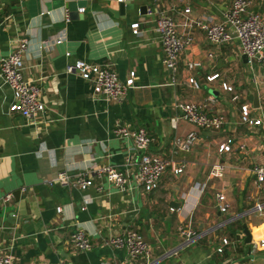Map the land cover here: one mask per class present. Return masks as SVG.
Here are the masks:
<instances>
[{
  "label": "crops",
  "instance_id": "obj_1",
  "mask_svg": "<svg viewBox=\"0 0 264 264\" xmlns=\"http://www.w3.org/2000/svg\"><path fill=\"white\" fill-rule=\"evenodd\" d=\"M232 1H160L159 9L177 22L178 33L192 39L176 68L167 70L158 33L146 16L151 0H124L130 9L123 16L114 14L120 4L116 0H0V57L21 41L26 44L23 77L39 85L45 105L35 124L9 113L12 90L0 78V196L12 195L0 203V251L13 264H145L129 261L124 250L98 245L100 237L126 230L142 235L153 264H256L257 259L264 264V248L249 255L242 234L241 242L222 256L214 253L221 238H229L218 229L229 224L239 233L245 224L252 240L255 229L257 237H264V192L252 173L255 166H264V65H248L235 35L211 45L201 31L183 26L182 18L188 7L191 19L220 22ZM250 1L248 12L264 20V0ZM68 2L82 3L78 9L84 12L77 9V18L69 17ZM134 23L139 24L136 34L130 27ZM62 32L61 44L44 48ZM76 60L110 64L121 82L134 72L133 88L119 102L95 98L88 82L65 73V66ZM192 63L199 65L189 68ZM191 78L198 89L189 85ZM182 103L203 105L208 115L223 116L225 122L218 130L199 129L182 119ZM244 105L261 125L241 123ZM117 124L144 128L154 140L149 153L168 160L155 190L121 193L104 182L98 192L97 180L86 190L44 183L61 171L75 174L104 165L133 171L126 164L130 142L113 134ZM193 131L197 140L190 151L173 153L172 142ZM228 139L231 150L219 152ZM180 167L182 172L175 174ZM216 193L226 197L227 213L219 212ZM257 204L261 212L254 210ZM180 226L214 231L177 250ZM75 231L87 234L91 250L71 247Z\"/></svg>",
  "mask_w": 264,
  "mask_h": 264
},
{
  "label": "built area",
  "instance_id": "obj_2",
  "mask_svg": "<svg viewBox=\"0 0 264 264\" xmlns=\"http://www.w3.org/2000/svg\"><path fill=\"white\" fill-rule=\"evenodd\" d=\"M122 3L124 0H116ZM161 0H151V4L146 7V16L154 24L155 31L158 33L159 43L163 52L162 64L167 70H174L177 66L180 54L186 46L191 43L190 36L180 35L177 31V22L164 11L159 9ZM250 0H233L228 10L223 13L222 21L211 22L202 18H190V8L183 10V26L186 28H195L204 34L205 39L211 45H221L231 40L235 35L238 39L241 53L246 56L249 66L264 65V20L260 14L249 13L248 8ZM79 13L84 12V8L78 9ZM66 21H69L68 16ZM133 33H137L138 23L131 24ZM65 36L58 34L54 40L43 44L44 48L57 46L61 44ZM26 44L19 42L13 50L6 56L0 57V78L12 90L13 100L8 107V112L17 114L30 124H35L37 118L45 112V105L41 100V88L34 82L27 81L23 77L24 62L23 54ZM68 58L70 53H66ZM210 57L211 54H208ZM197 63L188 64L189 68L198 66ZM66 74H75L88 82L92 88V95L95 98H101L108 102H119L125 98L127 92L133 88L134 72L129 74L125 82L118 79L116 72L110 64L96 65L82 60H76L69 63L64 68ZM217 75L207 78L213 81ZM189 85L198 89L199 84L193 79L188 80ZM222 88L227 92H232V87L222 84ZM237 96L232 100L236 101ZM181 117L184 121L203 130H218L224 124L223 116L208 115L204 106L196 103H182L178 105ZM240 120L242 124L252 126L261 125V121L250 116V109L244 105L240 108ZM114 136L119 140L130 142V149L126 164L133 166V171H121L110 165H104L91 170L68 174L61 171L55 174L44 183L48 186L59 185L63 188H77L86 190L94 186L95 180L101 182L97 191L102 192V183L106 182L121 193L131 192L135 189L151 192L155 190L166 172L169 165L168 160L159 155L149 153V147L154 141L147 131L142 127L129 128L117 124L113 130ZM197 140L196 132H189L185 137L176 139L172 142V152H189ZM232 140L228 139L222 143L218 151L229 152L232 147ZM242 149V146L239 147ZM134 156V157H131ZM182 168L174 170L175 174H180ZM255 185L257 189L264 192V166H255L252 170ZM22 191L27 188H21ZM12 199L11 194L0 196V203H7ZM217 208L220 213H227L229 204L222 193L215 194ZM263 206L257 204L254 208L256 212H261ZM174 211L173 208L170 209ZM60 211V209L58 210ZM57 211V212H58ZM208 231V230H207ZM204 233L195 232L190 226L177 229V235L181 240L177 250L187 248L192 243L199 240L202 236L214 231ZM207 232V233H206ZM241 242L239 238L231 240L221 238L220 245L215 248V255L222 256L225 251L234 244ZM69 243L71 247L78 252H88L94 244L83 231H75L71 236ZM98 245L124 250L129 261L133 262L139 259L145 260V264H153L151 250L142 235L135 230H126L122 234L100 237ZM264 248V239L252 240L248 245L249 255L256 253ZM177 254L172 251L169 254ZM231 260L222 261L220 264H231ZM0 264H13L9 254L0 251Z\"/></svg>",
  "mask_w": 264,
  "mask_h": 264
},
{
  "label": "water",
  "instance_id": "obj_3",
  "mask_svg": "<svg viewBox=\"0 0 264 264\" xmlns=\"http://www.w3.org/2000/svg\"><path fill=\"white\" fill-rule=\"evenodd\" d=\"M82 3L78 2H68L66 4V7L69 11V17L75 19L77 18V9L80 7ZM130 9V7L127 4L124 3H120L118 6V10L114 12V14L117 15H121L123 16L125 11ZM126 19H128V17L126 16ZM244 60H246V56L243 55ZM247 61V60H246ZM240 234H242L243 236V243L244 245H249L252 241V235L250 234V232L248 231L247 227L245 224L241 225V230H240Z\"/></svg>",
  "mask_w": 264,
  "mask_h": 264
},
{
  "label": "rangeland",
  "instance_id": "obj_4",
  "mask_svg": "<svg viewBox=\"0 0 264 264\" xmlns=\"http://www.w3.org/2000/svg\"><path fill=\"white\" fill-rule=\"evenodd\" d=\"M218 234L219 235H223V236H227V237H229V238H233L234 237V239L235 238H240L241 240H242V236H241V234L239 233V232H237V231H235V229L233 228V226L232 225H227L226 226V229L225 230H223V229H218ZM256 254V253H255ZM255 256H261V254H258V255H255ZM262 256H263V254H262ZM252 258V257H251ZM260 261V259H257V263ZM256 263V264H257Z\"/></svg>",
  "mask_w": 264,
  "mask_h": 264
},
{
  "label": "bare ground",
  "instance_id": "obj_5",
  "mask_svg": "<svg viewBox=\"0 0 264 264\" xmlns=\"http://www.w3.org/2000/svg\"><path fill=\"white\" fill-rule=\"evenodd\" d=\"M264 239V237H255V240Z\"/></svg>",
  "mask_w": 264,
  "mask_h": 264
},
{
  "label": "trees",
  "instance_id": "obj_6",
  "mask_svg": "<svg viewBox=\"0 0 264 264\" xmlns=\"http://www.w3.org/2000/svg\"><path fill=\"white\" fill-rule=\"evenodd\" d=\"M238 229H240V225L238 226ZM258 236V233L256 234V229H255V237Z\"/></svg>",
  "mask_w": 264,
  "mask_h": 264
}]
</instances>
